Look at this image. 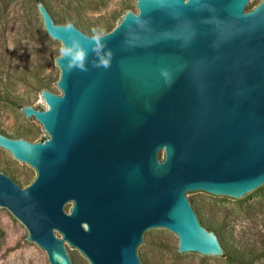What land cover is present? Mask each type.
<instances>
[{
  "label": "water",
  "instance_id": "1",
  "mask_svg": "<svg viewBox=\"0 0 264 264\" xmlns=\"http://www.w3.org/2000/svg\"><path fill=\"white\" fill-rule=\"evenodd\" d=\"M102 41L56 24L47 34L87 52L89 71L61 70L47 109L25 106L49 138L0 134V147L36 170L22 188L0 172L11 212L50 264H146L155 232L188 257H226L190 196L246 202L264 191V0H136ZM68 25V24H67ZM167 75H164V73Z\"/></svg>",
  "mask_w": 264,
  "mask_h": 264
},
{
  "label": "rangeland",
  "instance_id": "2",
  "mask_svg": "<svg viewBox=\"0 0 264 264\" xmlns=\"http://www.w3.org/2000/svg\"><path fill=\"white\" fill-rule=\"evenodd\" d=\"M40 2L56 24L73 23L89 36L93 28L109 33L128 11L138 12L136 0L0 3V134L32 143L49 136L40 122L33 123L22 113V108L47 109L43 90L62 94L57 86L61 70L56 64L62 42L47 34L38 8ZM0 172L22 188L37 177L36 170L2 147ZM190 198L204 227L215 230L227 258L188 257V252H179L176 234L155 232L144 251L146 264H264V191L246 202ZM28 236L26 227L11 212L0 213V264H50L47 252L29 241Z\"/></svg>",
  "mask_w": 264,
  "mask_h": 264
},
{
  "label": "clouds",
  "instance_id": "3",
  "mask_svg": "<svg viewBox=\"0 0 264 264\" xmlns=\"http://www.w3.org/2000/svg\"><path fill=\"white\" fill-rule=\"evenodd\" d=\"M66 30H71V24L65 26ZM73 40L71 45H68L66 42H62L59 47V57L66 61L64 67L67 72H72L73 70H80L87 72L89 67L87 65V52L81 47L79 39L76 36L70 37ZM93 41H96V46L93 49L97 52L99 59L93 62V67L95 68H104L108 69L111 66V60L113 57V52L111 49H108L106 54H101L102 50L107 47L104 40V32L96 28L92 29V36L90 38ZM164 75H167L165 72Z\"/></svg>",
  "mask_w": 264,
  "mask_h": 264
},
{
  "label": "trees",
  "instance_id": "4",
  "mask_svg": "<svg viewBox=\"0 0 264 264\" xmlns=\"http://www.w3.org/2000/svg\"><path fill=\"white\" fill-rule=\"evenodd\" d=\"M2 1H3V0H0V3H2ZM27 24H28V25H29V24L31 25L30 22H28ZM36 32H37V35H38L39 37H43V34H42L39 30H36ZM200 222H201V224H202L203 226H205V224H204L201 220H200ZM205 227H206V226H205ZM208 230L215 232V230L210 229V228H208Z\"/></svg>",
  "mask_w": 264,
  "mask_h": 264
}]
</instances>
